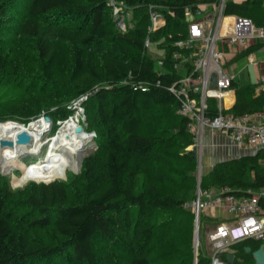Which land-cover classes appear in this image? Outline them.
<instances>
[{
  "label": "trees",
  "instance_id": "16d2710c",
  "mask_svg": "<svg viewBox=\"0 0 264 264\" xmlns=\"http://www.w3.org/2000/svg\"><path fill=\"white\" fill-rule=\"evenodd\" d=\"M118 1L132 9V18L139 13L126 32L117 28L106 0H27L18 25L9 24L15 0H0V32L30 40L32 59L39 66L27 74L13 52L3 49L17 38L0 40V86L15 81L24 89L0 108L13 107L22 119L46 113L56 120L70 114L65 107L50 112L60 102L58 92L88 95L84 105L99 141L96 152L83 161L85 196L80 203L68 204L66 184L60 181L31 183L14 191L10 178L1 176L0 264H39L58 256L73 264H110L99 257L98 243L105 251H116L115 264H211L210 254L199 246L196 250L195 217L186 204L198 189L218 193L227 187L236 197L264 191L263 152L218 163L198 183L197 158L186 150L195 134L187 129L189 119L178 114L180 101L171 87L184 76L175 68L179 61L174 53L188 56L192 48L175 43L188 38L187 8L214 0ZM151 5L165 20L156 31H150ZM224 15L248 18L262 28L264 0H227ZM147 39L165 50L162 65L148 53ZM63 44L69 46L70 72L61 82L55 76ZM93 49L99 51V64ZM189 65L182 67L185 73ZM232 88L236 102L229 112L264 110V90L257 93L256 85L241 86L234 80ZM217 106V100L209 99L207 114L217 115ZM261 205L264 209V197ZM37 229H51L64 240L44 244L34 235ZM259 247L261 241L252 239L231 245L233 264H255L252 252Z\"/></svg>",
  "mask_w": 264,
  "mask_h": 264
},
{
  "label": "built area",
  "instance_id": "2783aa9c",
  "mask_svg": "<svg viewBox=\"0 0 264 264\" xmlns=\"http://www.w3.org/2000/svg\"><path fill=\"white\" fill-rule=\"evenodd\" d=\"M106 1L107 6L111 8L117 28L126 32L132 19V9L118 0ZM226 1L218 0L212 4L215 17L209 28H206L201 21L205 12L201 4L187 8L188 38L185 41L176 42L175 46L181 49L192 48V52L188 56L175 52L173 58L179 61L175 64V68L185 66L186 62L190 65L185 75L171 87V91L180 101L178 114L189 119L187 129L194 133V128H197L194 133L196 139L201 138L202 141L203 132L208 130L228 135L240 148L264 150V110L252 114L236 115L225 109L223 101L232 90L233 76L224 70V51L220 49V45L232 49L247 47L249 42L256 38L264 40V28H256L248 18L225 16ZM149 13L150 31H156L164 24V18L154 5L149 7ZM227 18L231 20V32L223 34L220 29ZM150 45L151 42L147 39L145 47L149 49ZM162 64L163 61H160L159 65ZM214 75L217 80L216 88L211 87ZM82 97L80 102H83ZM85 97L87 98L88 95ZM209 99L217 100V115L215 116L207 114ZM79 109L75 114L79 113L83 116L84 110ZM71 117L69 116L64 121ZM51 126L50 123L49 130ZM262 197H264V191L253 193L250 196L236 197L230 194L227 187L218 193H202L198 189L196 197L186 204V207L194 214L197 229H199L201 215L210 209H223L238 223L236 228L229 227L225 222L218 223L209 233L208 240L213 249L211 264H233L235 256L230 246L237 242L245 239L264 241ZM197 246H199V241ZM224 254H232V261L222 259Z\"/></svg>",
  "mask_w": 264,
  "mask_h": 264
},
{
  "label": "rangeland",
  "instance_id": "374dc122",
  "mask_svg": "<svg viewBox=\"0 0 264 264\" xmlns=\"http://www.w3.org/2000/svg\"><path fill=\"white\" fill-rule=\"evenodd\" d=\"M72 4H81L83 0H70ZM26 9H27V0H15L13 3L12 7L10 8V11L8 12L10 19L12 20L13 25H18L23 17H25L26 14ZM138 14L139 13H134V18L131 19V22L129 23V28L134 25V20L138 19ZM133 15V14H132ZM134 19V20H133ZM165 25V20L163 22ZM112 26V27H111ZM110 28L112 30H115V25L110 24ZM6 38H17V42L15 44H8L10 47H3V49L6 51H11L13 54L16 56V58L19 60V64L21 68L26 72L27 74H33L35 70L38 69V65L35 63V61L32 59L33 53L31 49V41L22 38L19 36V34H9V31H1L0 32V40H4ZM3 41H0L2 43ZM7 43V42H6ZM0 48L1 44H0ZM68 53H69V46L67 44H63L61 46V61L59 63V66L57 67L56 70V80L58 81H65L69 75L70 72V66H69V61H68ZM148 53L158 61H163L162 59L164 58L165 50L161 49L158 44L151 43L149 47ZM91 54L93 56V60L99 64L100 62V56H99V51L97 50H92ZM178 72L182 73L185 75V69L179 66L177 68ZM226 71L227 68H224ZM19 83H16L15 81H5L1 86H0V103L2 102H9L13 99H15L18 95L22 93L24 90L21 87H18ZM59 98L57 97L58 101H60L56 106L51 107L49 110L50 112L57 109V107H65L70 114H68L65 118H60L54 120L53 117H50L48 114L44 113L41 114L38 118H45V116H48L50 118V122L52 126L50 127V130L46 131L43 137H41L43 145L42 147L38 150L39 152L36 154H26L23 155L19 158L18 164L21 163L23 164H30L33 163V161H38L41 160L48 151V147L50 145L47 144V141H49L59 130L60 123L63 122L65 119H67L69 116H75V112L79 108H82L84 110V115L80 116V123L79 126L83 128V130H86L88 133L92 135V140L88 143L87 149L84 150L79 156H76V159L79 162V167H72L70 163L66 165V167L63 169L62 173L59 174L58 176H55L53 180L51 181H46V180H36V179H29L26 181V183L23 185H19L14 183V174L19 176L22 171L20 168H18V164H15V166L12 167L10 171H4L0 169V178L1 176L4 178H10L9 179V185L10 187L14 190H20L25 188L27 185H30L31 183L34 184H41V183H50L53 181H60L64 184H66V189L68 192V204L74 205L77 203H80L84 200L85 196V185L81 182L82 180L80 178L83 177V161L84 158L87 157L88 155L94 154L96 150L98 149V136L97 133L94 131V129L91 126V121L88 118L86 108H85V103L88 101V97L86 98V95H83V102H80L81 97H75L73 94H67L64 91L63 92H58ZM80 110V109H79ZM15 111L13 110V107L9 109H2L0 108V116H5V120H0V123L6 122L9 120H12V118L19 120L22 123H29L31 120H28L27 118H21L20 116L16 115L14 113ZM15 114V115H14ZM85 116V117H84ZM36 118V119H38ZM46 142V143H45ZM203 139L201 141V138H195L194 139V144L189 146L186 150H192L194 147L198 149V158H197V168H196V176H197V181L198 183L200 182L201 177L206 174L205 169L203 168ZM224 162V161H222ZM221 163V162H218ZM216 163L215 165H217ZM214 165V166H215ZM19 172V173H18ZM200 178V179H199ZM34 180V181H31ZM218 189H213V192L211 193H216ZM204 213V212H203ZM201 228L200 230L196 228L197 233H198V241L199 247L206 253L211 255L212 252V246L211 244L207 241L206 238V233L204 232V226L205 222L210 220L209 218H206L204 214L201 215ZM34 235L35 237L42 243L44 244H50V245H56L59 244L64 240L63 237L57 235L55 232H53L51 229H37L34 230ZM103 243H98V255L100 258H103L104 261H109L110 264H115L116 259L118 258V254L115 253L116 251L113 250L112 248H109L108 251H105L103 249L102 245ZM198 248V247H197ZM39 264H73L68 258L63 257V256H58L56 258H52L51 260L40 262Z\"/></svg>",
  "mask_w": 264,
  "mask_h": 264
},
{
  "label": "crops",
  "instance_id": "0c3cea01",
  "mask_svg": "<svg viewBox=\"0 0 264 264\" xmlns=\"http://www.w3.org/2000/svg\"><path fill=\"white\" fill-rule=\"evenodd\" d=\"M217 1L218 0L200 3L205 10L203 16L201 17V21L204 23L206 28H209L212 25L215 17V9L212 4ZM231 1L241 3L244 0ZM233 16L236 15H229V17ZM230 23L231 20L228 18L222 23V27L220 29L221 33L227 34L231 32ZM257 44H260L258 49L250 53L247 52L249 48L256 46ZM220 49L224 51V68H227L226 72L233 76V80L238 85H256L257 93L264 90V40L256 38L251 40L247 47H236L232 49H229L224 45H220ZM235 102L236 92L235 89L232 88L223 101L225 109L231 110ZM196 131L197 128L195 127L194 133ZM203 145L204 159L202 161V165L205 169L204 173H208L218 162L238 159L244 156H255L260 152H263L264 154V150H260L258 148H240L228 135L219 132H210L208 130L203 132ZM260 164L264 166L263 157L260 158ZM203 214L206 218L217 219L219 223L225 222L231 228H236L238 226V223L231 217V215L223 209H210L206 210ZM214 227V224L208 222L204 226V232L206 233L208 242V235L213 231ZM261 246L264 248V241H261Z\"/></svg>",
  "mask_w": 264,
  "mask_h": 264
},
{
  "label": "bare ground",
  "instance_id": "6f19581e",
  "mask_svg": "<svg viewBox=\"0 0 264 264\" xmlns=\"http://www.w3.org/2000/svg\"><path fill=\"white\" fill-rule=\"evenodd\" d=\"M81 119L79 113L72 116L67 121L60 123L57 133L47 141V154L38 161L30 164H23L19 158L26 154H36L42 147L41 137L48 130L49 122L41 117L29 123L17 121H6L0 123V144L2 140H16L21 132H26L31 136V143L23 146L16 144L13 148L1 149L0 147V169L10 171L15 164L22 173L14 174V183L23 185L29 179L51 181L55 176L62 173L68 163L72 167H79L76 156H79L87 149L88 143L92 140V135L86 130L77 133L75 129L79 126ZM46 143V142H45ZM16 167V166H15ZM253 240V239H252Z\"/></svg>",
  "mask_w": 264,
  "mask_h": 264
},
{
  "label": "water",
  "instance_id": "95a60500",
  "mask_svg": "<svg viewBox=\"0 0 264 264\" xmlns=\"http://www.w3.org/2000/svg\"><path fill=\"white\" fill-rule=\"evenodd\" d=\"M216 81H217L216 80V76L214 75L213 76V80H212V84H211L212 88H216ZM45 119L48 122L50 121V118L48 116H45ZM75 131L77 133H81L83 131V128L81 126H78L75 129ZM30 143H31V136L29 134H27L26 132H21V133H19L17 135L15 141L8 140V139L2 140L1 144H0V147H1V149L4 150L6 148H13L16 144L26 146V145H29ZM192 151L194 152V154H193L194 158H198V150H197V148L194 147L192 149ZM197 245H198V233H197V230H196V236H195V247H196V250H197V247H198ZM246 251L250 252L251 248L247 247ZM252 255H253L255 264H264V248L262 246L259 247L257 250L253 251ZM232 258H233L232 254H228L227 255V260L229 262L232 261Z\"/></svg>",
  "mask_w": 264,
  "mask_h": 264
}]
</instances>
